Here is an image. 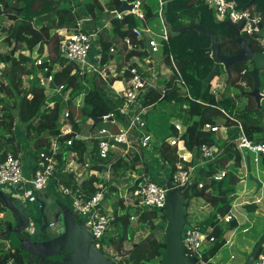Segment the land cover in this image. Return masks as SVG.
<instances>
[{
  "label": "trees",
  "instance_id": "1",
  "mask_svg": "<svg viewBox=\"0 0 264 264\" xmlns=\"http://www.w3.org/2000/svg\"><path fill=\"white\" fill-rule=\"evenodd\" d=\"M161 1L163 2L161 16L166 30H168V36L166 40L160 39L162 42L160 54L167 64H170L169 55L173 57L188 87L189 96L177 95L175 86H173L174 78L171 77L163 93L160 89H153L146 94L144 101L154 105L160 101L170 102L174 100L181 106L185 105L183 113L186 118L183 122L186 125V130L180 139L183 140L184 146L193 153L195 158L200 145L207 144L213 147L217 141L214 131L203 130V125L205 123L217 125L218 118L223 116L221 109H233L235 101L225 96L224 93L219 97H214L209 92V80L203 83V79L213 65L209 50L210 37L199 33L190 26L200 23L203 27L210 29L216 36L217 46L222 54L237 53L239 46L234 41V30L226 24L225 20L215 18L216 15L212 11V7L205 0ZM235 1L240 8L251 7L255 4L256 10L264 17V0ZM121 2L122 0H104L103 3L99 0H0V44L6 45L8 48L14 46V51L32 50L39 44L41 46L39 51L43 50V46H46L48 51V60L45 59L44 63L39 66L34 65V59L31 56L19 53L15 57L11 55V49L0 51V62L4 63V68L0 72V161L8 152L17 154V149L10 136L15 124L23 126L24 133L27 139L31 141L34 151L46 149L48 144L46 138L57 136L60 133L62 125L60 117L65 110L64 107L69 105V102L71 103L72 97L82 93L84 95L80 111L84 117H101L112 113L114 118L123 119L118 111L123 99L107 95L108 86L119 80L120 76H114L107 72V76L103 79L97 73L79 74L76 65L62 56L59 34L50 31L52 27L55 29L65 28L71 31L78 19L90 17L91 22L84 25V30L93 32L97 31L98 28L100 29L97 44L101 53V62L108 64L113 58L112 53L109 52L111 45L118 49L123 48L124 45L120 43V39L128 37L137 46L140 44L143 48L145 37L138 39L132 29L137 26H146V23L150 26L160 23L158 0L140 1L143 19L132 13L124 14L121 19L111 15V11L118 9ZM106 21L109 23V27L106 26ZM52 24L53 26H50ZM140 49L128 51L123 57L124 62H128L134 55L143 57L145 51ZM254 50L260 51L257 46H254ZM247 63V61H241L229 66L230 75L226 89L238 86L240 81H246L249 92L253 89L252 78L244 73V70L249 68ZM132 65L134 63L129 64V66ZM44 67L47 68V71H43ZM54 69L56 70L53 72L51 85L54 87L62 85L61 91L64 93L69 90L68 98L64 102L56 100L54 97L48 99L45 88L39 83L37 75L40 70L48 75ZM218 69L219 67L215 73H218ZM258 69L261 82L260 92L264 93V68ZM129 75V71L125 69L123 77L126 78ZM171 86L172 88H170ZM247 98L249 103L240 111L242 116H247V114H252L253 111L257 110L255 100L249 93ZM151 110L152 117L150 115L148 119L150 121L144 125L145 129L151 132L161 130V136L155 134L157 137L177 136L178 131L170 122L171 115L165 112L166 116H164V113L160 110L157 111L156 107ZM68 115L72 130L76 132L79 130L78 122L73 118L71 111ZM223 118L225 123L230 122L224 116ZM246 120L251 119L246 117ZM96 125L98 124L93 123V126ZM255 125L258 131L262 130L261 125L257 123ZM252 132L246 127L249 138ZM71 137V133L59 137L60 153L57 156L56 176L61 165L65 164L64 158L67 152L74 150L77 152L80 148L85 149V143L80 139L73 140L70 145H66L64 141ZM227 154L223 161L224 168L227 167L224 164L229 161V158L233 159L234 164L239 162L240 154L237 150L228 151ZM159 156L160 160L164 164L170 165L173 170L180 162L176 145H171L169 142L164 141L159 146ZM101 161V164L96 165L99 168L108 162L113 169L122 165L120 157L101 159ZM189 164V162H183L184 167H188ZM211 168L200 175L204 179L202 187H198L197 182H193L189 186V193L184 204L186 210L189 200L193 196L202 195L206 197L207 202L213 205L214 210L204 220L207 222V226H213L208 237L213 236L214 238L202 250L205 261H209L227 242L226 230L235 229L238 226L237 220L234 218L227 222V226L215 223L214 213L225 214L234 201L233 199L244 190L243 181L237 176L235 170L225 169L224 176L215 180L212 176L217 171L211 170ZM92 179L82 181L79 184L74 180L72 174L60 173L61 183L71 189H78L86 197L99 192L98 187L93 185ZM139 182L137 181L135 185L137 186ZM209 187H213L217 191L216 195L207 194L206 190ZM230 195H232L231 199L229 198ZM120 205L121 207L117 208L116 203L114 204V219L110 223L111 228L107 229L109 234L114 233V235L108 238L104 235L101 239V243L107 247V251H102V253L107 252L109 254L112 249L110 256H117L119 258L118 264H155L154 260L156 259L161 263L160 259L165 249L164 227L161 226L165 222L164 214L159 215L157 210L144 211L140 207L130 205H127V209L124 211L126 205H123L122 202ZM245 207L248 210L255 209V205H245ZM4 209L0 199V214ZM131 217H136V224H147L149 228L148 234L144 237L137 233L136 241H132L136 233L133 235L134 232L129 231ZM8 223L9 221H3L0 218V235L2 234L0 239H7L12 243L14 239L18 240L19 232L13 231V229L8 230ZM125 242H130V246L126 252H123ZM3 247L0 249V264H63L61 261H49L41 258L15 244L13 246L9 242L8 246ZM262 252H264V246L260 248L258 254Z\"/></svg>",
  "mask_w": 264,
  "mask_h": 264
},
{
  "label": "built area",
  "instance_id": "2",
  "mask_svg": "<svg viewBox=\"0 0 264 264\" xmlns=\"http://www.w3.org/2000/svg\"><path fill=\"white\" fill-rule=\"evenodd\" d=\"M123 1V0H122ZM126 2L132 4V8L130 10H125L122 12H117L116 10L111 11V15L116 18L121 19L124 14L132 13L143 19V12L139 8L140 0L128 1ZM205 2L214 9V13L218 20H225L226 22L231 23L234 26H239L242 24V28L240 29L241 34H245L250 36L256 43L257 47L261 52L264 51V38L260 37L259 32L261 25H263L264 17L263 15L255 10L253 7H245L240 8L235 0H205ZM162 1L158 0V17L159 22L162 25L161 33L153 31L148 27L140 28L134 27L132 30L137 36L138 39L143 37V33L148 34L147 39V47L149 51L152 53L158 52L160 46H162V40H166L168 36V31L166 30L165 24L163 22L161 16L162 10ZM91 22L90 17H83L78 19L71 29V31H67L65 28L60 29L57 33L60 36V50L62 56L65 57L69 62H73L76 65V70L79 74L87 73L93 74L97 73L101 78L104 79V75L106 73L107 64H103L101 62V53L98 52L96 56H94V61L91 62L89 60V54L91 46L94 41H98L96 36L98 34L97 31L88 32L84 30V25ZM149 29V32L147 30ZM160 41L161 43H159ZM120 43L126 47H136L137 44L133 43L128 37H124L120 39ZM109 52H117V48L115 46H110ZM48 57V53H46ZM45 59L36 57L34 60L35 65H42ZM48 60V58H47ZM171 68L177 74V83L183 90L185 91V95L189 96V91L186 83L183 80V77L175 64L173 57L169 56ZM127 69L130 73L128 77L125 78L124 83L125 87L121 92L120 98L123 99L122 104L120 105L118 111L121 115L127 118V124L125 127L119 128L117 132H112L105 127H101L98 129L96 135H88L87 139L95 140L97 144V156L100 159H106L110 153L117 148V146L124 144L126 147H131L129 141V135L131 129L139 124L143 125V114L141 111H137L138 105L141 102L143 95L145 94L146 86L148 85L147 78L142 74L139 68L136 65L128 66ZM56 69L52 70V72L48 75L42 74L39 75V83L46 88L47 85H51L53 82V72ZM43 71H47V68L44 67ZM216 78L218 77L215 75ZM214 75L212 76L215 77ZM56 91H60L62 89V85H58L54 87ZM216 88H211V92L213 94L216 93ZM69 90L66 92L68 95ZM65 96V100H67L68 96ZM83 93L78 96V100L76 102V107L80 108L82 106ZM223 116L225 119L236 123L239 128V135L236 138V147L238 150H245L253 154V162L257 164L260 161L261 157H264V142H255L254 140L248 138L245 135L243 126L241 122L231 116L226 111L221 109ZM70 111L65 108L63 111L60 122L62 123L60 133L57 136H51L48 138V144L46 149H42L39 151H35V157L38 160V165L36 169H33V172L26 176L23 171L22 160L19 156L14 155L10 152L6 154L3 160L0 161V185L5 184H22L27 185V189L25 195H31L33 191L40 190L45 188L48 182L51 179L55 180L58 191L69 197L71 201V206L74 211L86 218V225L91 231V234L94 238L100 239L98 242V247L101 251H107V247L101 243V239L104 237L105 232L109 229L111 221L114 219V214L112 210L104 211L100 207L101 194L99 192L95 193L90 197H86L81 193L78 189H71L70 187L64 185L59 181L58 178H55L56 174V166L58 163L57 156L60 153V143L59 137L63 136L66 133H71L72 137L65 140L66 145H70L73 140H79L82 138L81 134L74 132L72 127H67L66 123L68 121V117ZM105 120L107 117H112L110 120L114 122V116L112 113L102 115ZM67 120V121H66ZM108 121V120H107ZM177 131H180V126L178 124L174 125ZM203 130L217 131L219 129L218 125H212L210 123H205L202 127ZM180 140V139H179ZM177 139L172 138L170 140L171 145H176L177 151L180 149L181 144ZM150 141V137L146 136L142 140H139L137 143L142 144L144 148L148 151L151 150L148 147ZM181 149H185L184 144H182ZM34 151V150H33ZM196 160L194 163H190L188 167L183 166V162H186V159L182 155H178L180 158V162L177 163L176 168L172 171L170 176L171 183L175 188H179L182 190L186 186H190L191 184L197 182L198 187H202L203 179H200V175L198 178L199 169H201L202 164H207V162L211 163L217 159L216 149L214 147H210L207 144H202L199 147V151L196 154ZM191 160V159H190ZM187 163V162H186ZM110 167V164H108ZM225 174L224 170H220L215 172L212 176L215 180L221 179ZM197 179V180H196ZM132 199L133 201L128 202L132 207H140L144 211L157 210L163 213V210L166 206V189L162 186L158 185L155 181L144 178L132 191ZM239 203L234 200L229 208V210L225 214H220L218 212L214 213V222L217 224L227 223L231 219L236 220V216L233 210L237 209ZM132 219H136V217H131ZM213 226H208L207 232H202L197 225L190 224L189 228L186 229L183 236V245L185 249V255L187 257H196V264H207L209 261H205L203 258V244L205 241L211 243L214 238L213 236L208 237V233L211 232ZM112 251H109V255ZM106 255V254H105ZM113 260H116L117 256H109ZM119 259V258H118ZM117 262V261H116ZM253 264H264V252L258 254L257 258H255Z\"/></svg>",
  "mask_w": 264,
  "mask_h": 264
},
{
  "label": "crops",
  "instance_id": "3",
  "mask_svg": "<svg viewBox=\"0 0 264 264\" xmlns=\"http://www.w3.org/2000/svg\"><path fill=\"white\" fill-rule=\"evenodd\" d=\"M100 2L103 3L102 1H100ZM155 24L150 26L149 24L146 23V27L151 28L152 30L159 32V25L157 23L155 26ZM106 26H109V23H107ZM146 34L147 33L143 34V37H145V43H146V39H147L145 36ZM147 37H148V34H147ZM0 45L3 46L4 48L6 47V50L7 49H11V50L13 49L14 50V46L8 48L6 45H3V44H0ZM34 48L35 47H33L32 50H26V49L22 50L21 49L18 51H14L13 55L15 56L16 52H17V55L19 53H22L26 56H31L35 60L36 57H39L38 56L39 54L34 55V54H37L36 51H33ZM140 48H141L140 44L136 47L124 46L123 48H120V49L117 48L118 54H117V56H115V58H113L108 63L109 65H107L108 68H106V73L104 75V78L107 76V72L112 74L111 72L113 71L114 73L112 75L120 76V79L114 81L111 85L108 86L109 89H108L107 95L114 97V98H120L121 92L125 87V83H124L125 77H123V72H124L125 68L129 66V64L134 63V65H136L139 68V70L142 72V74L147 78V82H148V85L146 86V89L144 91L145 94L143 95L136 112L141 111L143 114V118H144V116L146 115L145 112H152L151 109L153 107H156V110L157 109H163L164 111H166L167 113H169L171 115L170 122L173 125L178 124L180 126V131H178L177 136L168 135L166 137H157L155 134H158L161 136V130L151 132L150 130H146L144 125H139V124L135 125L130 131V133H131L130 136L133 137L132 141L129 138L131 147H126L124 144H121V145L117 146V148L115 150L110 151L107 158L113 159L115 157H120V160L122 161V163H121L122 165L113 169L112 165L110 167L108 166L109 162L106 164H103V167H100V168L96 166V165L101 164V162H102L101 159L98 158V156H97L96 141L86 138V136L90 135V132H88V130L86 132H81V130H77L76 132L81 134V136H82V138L80 140L85 143V149L80 148L77 152L75 150L73 152L72 151L67 152L66 157L64 158L65 164L61 165V169H60L61 172L57 171V176H55V178H58L59 181H62V180H60V173H68V174L70 173V174H72L74 180L79 184L82 181L90 180L93 178L92 179V181H94L93 185L98 187L99 193L101 194L100 203L103 200L104 203L107 204V206L110 205L112 207L111 209H109L112 211L114 209L115 203H116L117 208L121 207V205H120L121 202L123 205H129L128 202L132 201V199H130L132 197L131 193L133 191V187L136 186L135 184L137 183V181L139 182L144 178H147V179L151 178L153 181H156L157 179H162V178H170L173 169L170 165L164 164L160 160L159 146H161V144L164 141L167 143L168 142L170 143V140L172 138L179 140L181 138V135H183L185 130H186V125L183 122L186 118V115L183 113V108L185 105L181 106L179 103L174 102V100H172L170 102L169 101H160L154 105L153 104H147L144 101V97L146 96V94L149 93L150 91H152L153 89H157V90L160 89L161 92L163 93L164 90L166 89L165 87H166L169 79H171V77L174 78L173 86H175V90L177 92V95H180L183 97L185 95V91L177 83V81H176L177 80V74L171 68V64H167L165 62V60H163V58L160 54L161 46H160L159 51L155 52V53L150 52L149 48L146 47V45H144L143 48H141V49ZM132 49L144 50L145 55L143 57H138V56L134 55L130 58V60L128 62H124V60H123L124 55L127 54L128 51H130ZM0 51H2V50L0 49ZM42 51L44 53L43 59H47V56H46V53H48L47 47L43 46ZM94 58H95L94 56H90V54H89V60L91 62L94 61ZM110 63L113 64V67H111L112 65H110ZM0 64H2V67L0 69V72H1L2 68H4V63L0 62ZM36 66H38V65H36ZM109 69L110 70L112 69V71H110ZM221 69L224 71L222 66H221ZM42 74H44V73L40 70V72L38 73L37 76L39 77V75H42ZM215 75H217L218 77L216 78V81L214 84L209 83V92L214 97H219L222 93H224L225 96L233 99L235 101V106L232 109V111H233L232 114H234V117L237 118L241 122L243 129H244V132H245V135L247 136L246 127H248L250 130L253 131L250 139L254 140L255 142H257V141L264 142V121H263L264 120V116H263L264 93L261 92L263 96H262V99L260 100V103H259L260 106L259 105L257 106V104H255L256 105L255 108H257V110L255 112L253 111L252 114H247V116L246 115L242 116L240 114V111L242 110V108L247 106V104L249 103V99L247 98L248 92H249L248 91L249 87H248L246 81H240V82H238V86H232V87H229L228 89H226L227 76H226L225 71H224V73H220L218 71V73H215ZM222 75L225 76V79H222ZM210 78L211 77H209L207 79V81L210 80ZM212 86L214 88L217 87L215 94H213L211 92ZM170 88H172V86ZM225 90H227L226 93L224 92ZM253 107H254V105L252 106V108ZM260 112H261L262 118H261V121L259 123L258 119H256V116ZM0 115H1V112H0ZM121 116H123V115H121ZM246 117H248L251 120L256 121L255 123H257L258 125H261L262 130L258 131L255 123L251 120H246ZM122 118H123L122 120L114 118V120H115L114 122H111L110 120H108V121L95 123L91 118L85 117V119L83 121H84V123H86V125L89 126V127L87 126L89 130L91 128L95 127V126H93V123H95V124L101 123L100 125H98V129L101 127H105L112 132H117L119 130V128L125 127V125L127 124V118L125 116H123ZM64 123H66L67 127L71 126L70 121H67V122L64 121ZM143 123H144V121H143ZM217 125L219 126V129L217 131H214V135H215V138L217 139V141H216V144L213 145V147L216 149L217 159L211 163H208V165L202 164L201 169H199L198 175L196 177L198 178V176L202 174L203 167L205 165H207L208 169H210L212 167L211 170L215 169L216 171H219V170L225 171V169L235 170L237 176L240 179H244V184H245L246 183V180H245L246 176L248 179V167H247V157H248L250 160V172L252 173L253 176L257 177L262 182V186L260 187V189H258L257 184L255 182H254V185H250V186H248L246 184L244 186V190H243L241 195L249 196V195H254V193H257L259 191L263 192L262 194L254 195V197L256 196L255 199L257 200V202L255 201V204L256 203H260V204L263 203L264 204L263 157H261L260 161L257 164H255L253 162V159H252L253 154H251L250 152H247L245 150L240 151L237 149V147H236V138L237 137L232 138V135L235 131H237V133L239 134V128L236 125V123H233L230 121L229 123H226L223 125L222 124L221 125L217 124ZM136 127L140 128V131L137 132L135 130ZM78 129H80V128H78ZM10 136L12 137V140H13L12 143L14 144V146L17 149L16 155L19 156L20 159L22 160L24 174L26 176H29L33 172V169H36L37 165L39 164L37 158L35 157V151H33L34 150L33 145L31 143V141L27 139L26 134L24 133V130H23V126H21V125L15 124L12 127V132H11ZM146 136L150 137L148 147H150L151 150H149V151L146 148H144V146L142 144H141V146H143L142 149L139 146H137V145H139L137 142L139 140H142ZM48 138L49 137L46 138V141H48ZM179 141H181L180 144L182 147V144H184L183 140L180 139ZM181 147L177 151V155L180 154V155L184 156L186 159V162H190L191 164L194 163V160H196V158L193 157V153L191 151L187 150L185 146H184L185 149H181ZM234 150H237L240 154L239 162L234 164L233 159L229 158V161L225 164V166H227V167L224 168L223 167L224 157L225 156L227 157L228 151H234ZM252 169H254L255 173H253ZM129 179H131V180H129ZM27 187H28L27 185H22V184H18L16 186H13L10 188V190L12 191L11 195L14 196L16 194H19L27 200H32V199H30L31 195H25L26 190H28ZM45 188L51 194L50 198H54L59 203V205H63V206H65V208H70V209L72 208V206H70L71 203L69 201V198L65 195L63 196V194H61L58 191L54 179H51ZM215 191L216 190L213 189V187H209L206 190L207 194L211 195V196L216 195ZM200 197L202 198V201L200 203L201 208L204 209L205 212H208L203 217V221H204L207 217H209L210 213L214 209H213V205H211L209 202H207L205 196L201 195ZM241 198H242V196H241ZM190 201L191 200H189V202ZM100 207H101V204H100ZM258 207H260V205ZM206 209H207V211H206ZM102 210H104V209H102ZM191 210H192V214L189 216L191 219H195L196 213L192 208H191ZM104 211H108V210H104ZM3 215H4V213L2 212L0 214V218H2V220L5 219L3 217ZM11 223H12V227H13L14 222L11 221ZM237 223H238V221H237ZM195 224H198L197 221ZM30 236H33L35 238L34 234H32ZM226 236H227V234H226ZM18 237H19L18 240H16L14 243L16 246L23 248L21 244H22V241H24V237L20 234H18ZM228 237H230V236H227V238ZM4 241L6 243V246H8L9 240L5 239ZM226 243H228V242H226ZM251 249H252V247H251ZM242 263H243V261H242ZM242 263H240V264H242Z\"/></svg>",
  "mask_w": 264,
  "mask_h": 264
},
{
  "label": "water",
  "instance_id": "4",
  "mask_svg": "<svg viewBox=\"0 0 264 264\" xmlns=\"http://www.w3.org/2000/svg\"><path fill=\"white\" fill-rule=\"evenodd\" d=\"M102 1V0H100ZM253 1V0H251ZM132 4L123 0L116 10L122 12L130 10ZM214 12V9L212 8ZM235 32V43L239 46V51L233 54H222L217 46L216 36L210 29L203 27L200 23L190 27L196 29L201 34L210 37V56L213 65L203 83L212 76L219 66H222L227 79L230 75L229 66L235 62L251 61V69L244 70L253 80V89L248 92L260 106L262 93L260 92V75L258 68H264V51H255L251 42L245 41L240 33L242 24L234 26L226 22ZM260 37L264 38V25H261ZM14 50H11L13 55ZM95 123L111 120L112 117H92ZM248 178L257 184L258 189L262 182L250 172V160L247 157ZM158 185L166 189V206L163 210L165 217L164 237L165 249L161 257L162 264H196V257H187L183 245V236L190 223L186 221V210L184 207L189 186L180 190L175 188L170 178L157 179ZM51 194L42 188L31 193L32 200H27L23 196L16 194L12 196L0 189V199L3 206L13 214L15 225L12 227L11 221L7 229L18 231L24 237L22 247L30 253L49 261H61L63 264H116L111 257L102 253L98 247L100 239L94 238L88 226L78 220L74 209L65 208L54 199ZM34 234L33 236H30ZM33 237V238H32ZM264 244V231L258 237L256 244L247 254L242 264H253L260 248Z\"/></svg>",
  "mask_w": 264,
  "mask_h": 264
},
{
  "label": "rangeland",
  "instance_id": "5",
  "mask_svg": "<svg viewBox=\"0 0 264 264\" xmlns=\"http://www.w3.org/2000/svg\"><path fill=\"white\" fill-rule=\"evenodd\" d=\"M83 1H87V0H83ZM103 1L104 0H102V2ZM251 7L255 8L256 5L254 4ZM139 8L141 9L140 6H139ZM255 10H256V8H255ZM141 11L143 12L142 9H141ZM5 23H8V21H5ZM107 23L108 22L106 21V24ZM158 25H159V32L161 33L162 25L160 23ZM50 26H53V24L50 25ZM155 26H156V24H155ZM137 27L145 28L146 26H137ZM149 29L147 28L148 32H149ZM58 30H60V29H57L56 30L55 28L52 27L50 31H51V33H55V32L57 33ZM67 31H69V30H67ZM97 32H98V34L96 36V39H98L99 34H100V29L99 28L97 29ZM145 36L148 39L147 34ZM147 39H146V43H145L146 47H147ZM249 39L252 41L251 38H249ZM97 42L98 41H94L93 42V45L91 46V49H90V56H96L98 54V52L100 53V49L98 47ZM158 42L161 43L160 41H158ZM0 49L2 51H4V50H6V47L4 48L3 46L0 45ZM38 49L39 50L41 49V46L39 44H37L35 46V48L33 49V51H36L37 52V54H34V55H38L39 54L38 55L39 58H42L43 59L44 53H43V51H40L39 52ZM110 53H112L113 58H115V56H117V54H118V52H110ZM16 55H17V52L15 53V57H16ZM107 65H109V64H107ZM110 65H112L111 67H113V64L110 63ZM249 66L252 67V64H250ZM1 67H2V64H0V69H1ZM106 68H108V67H106ZM110 71H112V69ZM218 71L220 73H224V71L221 69V66H219ZM111 73L113 74L114 72L112 71ZM222 79H225V76L224 75H222ZM215 81H216V76L209 80V82L212 83V84H214ZM24 85H26L25 82H24ZM45 91H46V94L48 95V99L54 97L56 100H61L63 102L65 101V96L67 94L64 93L61 90L60 91H56V89L54 88L53 85H47V87L45 88ZM226 91L227 90H225V93H226ZM77 100H78V96L72 97L71 103L69 102V105H66L64 108H67V109H69L71 111V113L73 115V118L78 122L77 124H78V127L80 128L79 130H81V132H86L88 130V132H90V135H96L97 134V131H98V125H100L101 123L98 124V125H96L95 127L91 128L89 130L88 129L89 126L86 125V123H84V121H83L85 119V117H83V115L81 114L80 109L76 107ZM223 109H224V111H226L231 116H234V114H232L233 111H232L231 108H227V109L223 108ZM159 110L162 113H164L163 114L164 116H166V114H165L166 111H164L163 109H157V111H159ZM145 114L146 115L144 116L145 119H144L143 125H145V123H148L150 121V120L148 121L150 115L152 117L151 112H145ZM263 116H264V112H263ZM261 118H262V115H261V112H260L256 116V119H258L259 123L261 121ZM217 124H219V125L226 124L223 116H221V117L218 118ZM135 130L138 132V131H140V128L136 127ZM238 135L239 134L237 133V131H235L233 133V135H232V138L238 137ZM129 138L132 141V138L133 137L129 135ZM137 146H139L141 149L143 147L140 144L137 145ZM208 163L209 162H207V165H208ZM207 165H205L203 167V170H202L203 172H206L208 170ZM252 171H253V173H255L254 172V169H252ZM200 179L202 180L201 177H200ZM248 179H247V176H246V178H245L246 183L245 184H244V179H241V181L243 180V189H244V186L246 184L248 186L254 185V182L251 181L250 179L249 180ZM129 180H131V179H129ZM16 185L17 184L0 185V189L2 191H4V192L8 193V194H12V191L10 190V188L13 187V186H16ZM215 192L217 193V191H215ZM242 192L240 193V195L236 196V198L233 199V200H236L237 203H239L238 206L236 207L237 209L233 210V212H234V214L236 216V219L238 221V226L235 229L226 230L227 236H230V237L227 238V242L228 243H225L217 251V253L214 256H212V258L209 259V263L210 264H240V263H242V261H244V259L247 256V254L252 250L251 247L252 248L254 247L253 244H255V241H257V239L260 236V234L264 231V204L263 203L262 204H260V203H256L255 204V201L257 202V200L255 199L256 196L254 197V195H256V194H262L263 192H260L259 191L257 193H254V195H249V196H243V195H241ZM231 196L232 195H230L229 198ZM241 196H242V198H241ZM130 199H132V198H130ZM190 200L191 201L189 202L188 206L186 207V221L188 223H190V224H195L196 221H197L198 224H195V225H197L198 228L202 232H207L208 231L207 222L203 221V217L208 212H205V210L201 208L200 203L202 201V198L199 195H197V196H193ZM69 201H70V199H69ZM132 201H133V199H132ZM70 203H71V201H70ZM100 204H101V207H102L101 209L109 210V209L112 208L110 205L107 206V204H105L103 200H102V202ZM258 204L260 205V207H258L259 206ZM245 205H255V209L248 210V209H246ZM70 206H71V204H70ZM191 208L196 213L195 219H191L190 216H189V215L192 214ZM71 209H73V208H71ZM126 209H127V205L125 206L124 211ZM206 211H207V209H206ZM157 212H159V211H157ZM3 213H4L3 217L5 218L3 221H13L14 222L13 214L9 210H7L5 208L4 211H3ZM158 214L160 215V214H163V213L159 212ZM76 215H77L78 220H80V221H82V222H84L86 224V221L87 220H86L85 217H82L79 214H76ZM156 221H158V220H156ZM164 224H165V222L161 226L164 227ZM13 225H15V222H14ZM221 225L222 226H227V223L221 222ZM109 228H111V225H110ZM129 231L130 232L133 231L134 232L133 235L136 233L134 235V237L132 238V241H136L137 240V237H138L137 236V233H139V236L144 237V236H146L148 234L149 228H148L147 224L146 225H143V223L136 224L135 219H132L131 220V225H130V230ZM111 232H112V230H111ZM113 232H114V229H113ZM104 235H105L106 238H108L109 236L114 235V233L109 234V232L106 231ZM0 236H2V234ZM15 241H16V239H14V241H12V243L9 241V243L14 246V244H15L14 242ZM129 243L130 242H125L124 247H123V252H126L129 249V246H130ZM0 244H1L0 245V249L4 248L3 246H6V243H5L4 239H0ZM107 244H108V242H107ZM203 245H204L203 247L205 248L206 246L209 245V243L207 241H205ZM262 246H264V244ZM111 251H112V249H111ZM104 254H106L107 256H110L107 252L104 253ZM113 254H114V252H113ZM257 256H258V254H257ZM257 256H256V258H257ZM115 261H118V258ZM154 263L155 264H161V263H159L157 261V259L154 260ZM116 264H118V262H116Z\"/></svg>",
  "mask_w": 264,
  "mask_h": 264
},
{
  "label": "flooded vegetation",
  "instance_id": "6",
  "mask_svg": "<svg viewBox=\"0 0 264 264\" xmlns=\"http://www.w3.org/2000/svg\"><path fill=\"white\" fill-rule=\"evenodd\" d=\"M226 22V21H225ZM263 25H264V20H263ZM242 36H243V38L245 39V41H247V42H251L252 44H253V48H254V46L256 47L257 45H256V43H255V41L250 37V36H246L245 34H241ZM249 38H251L252 39V41L249 39ZM248 63L247 64H251L252 62L251 61H247ZM248 69H251V67L249 66V68ZM247 70V69H246Z\"/></svg>",
  "mask_w": 264,
  "mask_h": 264
}]
</instances>
